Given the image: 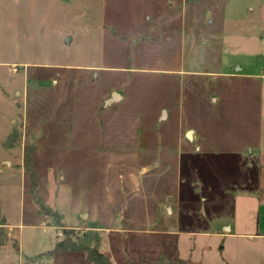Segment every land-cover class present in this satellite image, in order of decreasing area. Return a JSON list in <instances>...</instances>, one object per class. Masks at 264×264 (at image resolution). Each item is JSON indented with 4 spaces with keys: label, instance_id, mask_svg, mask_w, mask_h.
Returning <instances> with one entry per match:
<instances>
[{
    "label": "rangeland",
    "instance_id": "1",
    "mask_svg": "<svg viewBox=\"0 0 264 264\" xmlns=\"http://www.w3.org/2000/svg\"><path fill=\"white\" fill-rule=\"evenodd\" d=\"M258 137L264 0H0V264H37L53 224L115 264H175L159 239L253 264Z\"/></svg>",
    "mask_w": 264,
    "mask_h": 264
},
{
    "label": "crops",
    "instance_id": "2",
    "mask_svg": "<svg viewBox=\"0 0 264 264\" xmlns=\"http://www.w3.org/2000/svg\"><path fill=\"white\" fill-rule=\"evenodd\" d=\"M260 140V148H259V152L257 155L258 161H257V172H258V181H257V186L254 190L251 191V194L249 196H242V203H244V207L245 211H243L242 214V220H244L242 223L238 222L237 223V227L235 229V232L232 235L235 236H241V237H247V238H251V239H255V240H262V243L258 246H252L251 251V261L253 264H264V146H263V141L261 140L262 138L258 137ZM247 208L250 209V211L248 212ZM46 216V215H45ZM46 220L47 218L44 217ZM46 224H48V222H46ZM49 228H51L52 230H54L52 233V231H47L46 234V246H43L44 248H40L39 250H32L34 248H32L29 252H27V254H25V258H29L33 255H36L40 252L46 251L48 249H51L54 247L56 241H58V235H59V231L57 230V226L56 225H48ZM75 228H78L77 225L73 226ZM9 228V227H8ZM10 229V228H9ZM230 232V233H229ZM226 233L231 234V230H226ZM165 234V233H164ZM168 234V233H166ZM173 235V233H171ZM226 236V234L224 235ZM223 236V237H224ZM176 237V235H175ZM169 240V239H168ZM168 240L166 239H159L157 240L156 244L154 247H156L157 251L159 249V253H163L165 251H169L171 248L175 247L176 252L178 254V249H177V245L176 243L171 244V246H169L170 244L168 243ZM31 241V240H30ZM34 239H32V243H33ZM118 241L119 239L115 240L116 242V246H118ZM106 246L109 248H111V246H113V241L110 239L107 240L106 238ZM124 244V243H123ZM168 245V246H167ZM19 246L20 243L18 244V248L17 250L19 251ZM125 246V244H124ZM46 247V248H45ZM119 248V247H117ZM112 250V248H111ZM239 255H238V263L240 262H244L245 263V257L247 256V248L245 249H241L238 251ZM156 253V252H154ZM158 253V256H159ZM114 253H112L113 255ZM108 259L110 260V262L112 264H115L109 257V253L106 254ZM157 256V258H158ZM180 258V257H179ZM154 256H152L150 258V260L152 262L154 261ZM181 259V258H180ZM32 260H28V263H32L30 262ZM37 264H72L71 261H69L68 259L65 258L64 255L61 254H55L52 256H48V257H44L41 259L37 260ZM87 264H92V262L86 260ZM36 263V262H35ZM32 263V264H35ZM78 264V263H75ZM79 264H85L84 262H81ZM131 264V263H130Z\"/></svg>",
    "mask_w": 264,
    "mask_h": 264
},
{
    "label": "trees",
    "instance_id": "3",
    "mask_svg": "<svg viewBox=\"0 0 264 264\" xmlns=\"http://www.w3.org/2000/svg\"><path fill=\"white\" fill-rule=\"evenodd\" d=\"M24 159H25V162L28 163L31 160V157H30V155L27 154V155H25ZM4 228H7L6 221L3 217H0V245H2L7 238V234H6ZM62 232L65 235L69 232H72V229H62ZM16 245H17V243L15 241V246ZM75 249L82 250L84 252V256H85L84 258H86V260L92 262V264H112L110 262V260L108 259V257L102 251H100L99 247L90 246V245L81 244V243L76 244L75 241H72L70 239L69 240H66V239L58 240L55 243L53 248L48 249V250L43 251V252H40L36 255H33V256L29 257L28 259L38 260V259H41L44 257H48V256H52L55 254L62 253L65 250H75ZM163 254L164 255L171 254L173 257L172 263H175V264L181 263L182 264V259H180L177 256V252H176L175 247L171 248L169 251L163 252ZM163 254L161 256L159 255L160 258L163 257ZM159 256H158V258H159ZM158 258L155 260V262L157 261L159 263L160 258L159 259ZM159 264H162V263H159Z\"/></svg>",
    "mask_w": 264,
    "mask_h": 264
},
{
    "label": "water",
    "instance_id": "4",
    "mask_svg": "<svg viewBox=\"0 0 264 264\" xmlns=\"http://www.w3.org/2000/svg\"><path fill=\"white\" fill-rule=\"evenodd\" d=\"M118 96L116 95V94H114V97L113 98H117ZM163 113H164V111H163Z\"/></svg>",
    "mask_w": 264,
    "mask_h": 264
}]
</instances>
